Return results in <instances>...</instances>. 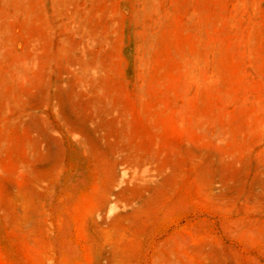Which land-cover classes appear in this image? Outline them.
<instances>
[{
  "label": "rangeland",
  "instance_id": "obj_1",
  "mask_svg": "<svg viewBox=\"0 0 264 264\" xmlns=\"http://www.w3.org/2000/svg\"><path fill=\"white\" fill-rule=\"evenodd\" d=\"M0 264H264V0H0Z\"/></svg>",
  "mask_w": 264,
  "mask_h": 264
}]
</instances>
